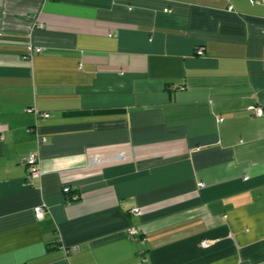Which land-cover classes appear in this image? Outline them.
<instances>
[{
	"label": "crops",
	"instance_id": "crops-1",
	"mask_svg": "<svg viewBox=\"0 0 264 264\" xmlns=\"http://www.w3.org/2000/svg\"><path fill=\"white\" fill-rule=\"evenodd\" d=\"M250 106L264 0H0V264H264Z\"/></svg>",
	"mask_w": 264,
	"mask_h": 264
},
{
	"label": "built area",
	"instance_id": "built-area-1",
	"mask_svg": "<svg viewBox=\"0 0 264 264\" xmlns=\"http://www.w3.org/2000/svg\"><path fill=\"white\" fill-rule=\"evenodd\" d=\"M40 27V26H38ZM33 53H40V49L39 48H35L32 50ZM204 52L202 48H199L196 51V55L197 56H203ZM252 115L259 117V118H264V108L260 107V106H250L247 109ZM25 112L27 114H31L33 115L35 118H45L47 119L49 117V115L47 113H39L36 109L34 108H27L25 109ZM28 133L32 132V130H27ZM2 137V135H0ZM38 144H42L45 142V140L43 138H38ZM20 163L23 164L26 168H28V181L30 182L31 179L33 178H37L39 177L42 173H41V169L39 166V160L38 157L35 154H30L24 158H21ZM97 159L93 158L91 164L95 165ZM62 192L68 196V203H72V202H76L79 199V195L72 193L71 189L69 187H64L62 189ZM46 209L45 207L42 206H38L34 209V215L36 219H41L45 213ZM131 215L133 216H140V210L138 208H133L131 210ZM125 235L127 237V239H129L130 241H135L138 242L140 244H144L145 242V238L142 237L139 233V231L134 228V227H130L126 230ZM63 249V248H61ZM78 246H74L69 248L68 250H66L67 253H76L78 252ZM141 264L145 263V258L143 253L141 254V260H140Z\"/></svg>",
	"mask_w": 264,
	"mask_h": 264
}]
</instances>
